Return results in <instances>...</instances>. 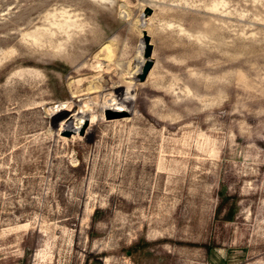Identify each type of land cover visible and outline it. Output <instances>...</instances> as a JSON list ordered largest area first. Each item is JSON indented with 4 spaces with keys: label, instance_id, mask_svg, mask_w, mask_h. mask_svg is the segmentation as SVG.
Returning <instances> with one entry per match:
<instances>
[{
    "label": "rangeland",
    "instance_id": "374dc122",
    "mask_svg": "<svg viewBox=\"0 0 264 264\" xmlns=\"http://www.w3.org/2000/svg\"><path fill=\"white\" fill-rule=\"evenodd\" d=\"M0 264H264V0H0Z\"/></svg>",
    "mask_w": 264,
    "mask_h": 264
},
{
    "label": "water",
    "instance_id": "95a60500",
    "mask_svg": "<svg viewBox=\"0 0 264 264\" xmlns=\"http://www.w3.org/2000/svg\"><path fill=\"white\" fill-rule=\"evenodd\" d=\"M151 66H152V63H148L146 65V67L143 70V73L140 76L141 80H144L146 78ZM125 114H126V112H124V111H120V112L119 111H115V112L108 111L107 112V118L121 117V116H124ZM128 253L130 254V251H128Z\"/></svg>",
    "mask_w": 264,
    "mask_h": 264
},
{
    "label": "trees",
    "instance_id": "16d2710c",
    "mask_svg": "<svg viewBox=\"0 0 264 264\" xmlns=\"http://www.w3.org/2000/svg\"><path fill=\"white\" fill-rule=\"evenodd\" d=\"M148 246V243L145 241H141L136 243L134 246L130 247L129 250L131 251V253H135L138 250H144V248H146Z\"/></svg>",
    "mask_w": 264,
    "mask_h": 264
},
{
    "label": "bare ground",
    "instance_id": "6f19581e",
    "mask_svg": "<svg viewBox=\"0 0 264 264\" xmlns=\"http://www.w3.org/2000/svg\"><path fill=\"white\" fill-rule=\"evenodd\" d=\"M63 34H68V35H70L69 33H64V32L61 31V29H60V30H58V31L56 32L55 37L58 38L60 35H63ZM62 37H63V36H62ZM110 47H111V46L108 44V45H107V49L110 50ZM105 48H106V47H105ZM110 52H111V51H110ZM109 54H110V53H109ZM127 103H131V102H127ZM122 105H123V104H120L121 107H122ZM119 109H122V108H119ZM126 109H127V108H124V110H126ZM117 111H119V110H117Z\"/></svg>",
    "mask_w": 264,
    "mask_h": 264
}]
</instances>
